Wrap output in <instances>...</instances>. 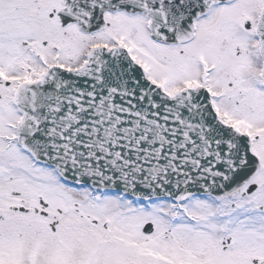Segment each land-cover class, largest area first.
I'll list each match as a JSON object with an SVG mask.
<instances>
[{
    "label": "rangeland",
    "instance_id": "374dc122",
    "mask_svg": "<svg viewBox=\"0 0 264 264\" xmlns=\"http://www.w3.org/2000/svg\"><path fill=\"white\" fill-rule=\"evenodd\" d=\"M59 1L52 0L53 5L45 3L42 7L46 1L41 0L37 23H32L26 17L24 23L20 20L24 27L31 25L35 31L39 30L40 34H36V38L33 36L38 45L35 54H39V57L24 54L28 53L29 48L22 45L27 37L23 32L21 39L18 38L19 43L12 38L15 43H12V47L8 46V53L3 55L5 60L9 59L10 65L0 70L7 80L14 77L19 79L17 82L10 81L7 91L1 89L4 99L9 101L11 113L9 128L5 127L0 134V174L22 177L30 185V192L50 197L52 202L55 201V214L59 220L55 232L48 225L51 219L39 217V220L32 222V230L19 232V237L16 231L12 236L6 235L9 238L0 237V264H252L254 258H264V139L255 146L256 155L262 158V167L254 180L258 185L254 194L246 197L240 194L221 200L196 198L183 206V212L177 208L179 205L168 201L140 204L130 200L120 201L116 194L107 193L100 198L92 196L89 189L68 188L52 170L36 164L32 156L19 148L16 142L8 144L4 140L5 137L14 136V122L20 119V113L12 101L22 80L32 82L39 79L51 65L53 52L60 54L61 62L65 65H77L81 57L78 62L70 63L69 60L78 58L88 45L97 41H107L110 45L117 41L125 46L151 77L166 81L159 83L170 95L183 87L199 84L192 82L197 79L199 69L212 63L216 69L208 87L213 93L216 111L226 123L238 130H247L252 137L260 135L264 127V83L258 77V53L248 47L251 43L256 45L250 31L242 30L244 38L240 40H226L227 61L223 64L220 61L219 64V58L226 53L216 47V36L206 40L207 26H204L202 33L205 39L200 41L202 37L199 35L188 47L193 48L190 49L192 60L171 63L169 60L173 54L151 40L146 28L149 19L145 15L116 13L107 15L109 29L105 28L101 34L93 37L78 34L85 39L75 52L73 45L76 43L72 45L68 41L70 28L61 29L56 21L52 25L49 18ZM248 2L249 9L248 5L245 6L247 0L229 7L226 21H241L243 13L248 10V20L252 23L264 7V0ZM220 10L211 16V24L219 22L216 14ZM23 12L24 9L20 16ZM38 23L40 26L36 25ZM224 28V37H227L232 33L233 26L224 25ZM50 35L60 40L57 41L60 46L52 41ZM48 38L53 42L51 48ZM71 52L75 54L72 56ZM15 56L17 60L13 62L12 57ZM68 191L78 193L79 197L75 199ZM95 222L98 224L95 225ZM148 222L154 225L151 235L142 232ZM105 225L108 228H104ZM225 229L227 231L222 232ZM228 240H232L233 248H244L242 256L231 250L225 252L224 245L228 244ZM258 245L262 246L259 252L253 251Z\"/></svg>",
    "mask_w": 264,
    "mask_h": 264
},
{
    "label": "water",
    "instance_id": "95a60500",
    "mask_svg": "<svg viewBox=\"0 0 264 264\" xmlns=\"http://www.w3.org/2000/svg\"><path fill=\"white\" fill-rule=\"evenodd\" d=\"M65 4L61 22L76 21L85 32L99 30L106 11H147L152 37L167 44L187 42L190 20L204 9L176 21L157 8L167 10L162 3L148 7L143 0ZM261 30L264 61V20ZM16 100L23 114L20 144L73 184L144 201L222 198L241 191L259 169L248 140L218 121L205 90L185 89L171 98L120 48L95 51L79 71L52 68Z\"/></svg>",
    "mask_w": 264,
    "mask_h": 264
},
{
    "label": "flooded vegetation",
    "instance_id": "af4514ba",
    "mask_svg": "<svg viewBox=\"0 0 264 264\" xmlns=\"http://www.w3.org/2000/svg\"><path fill=\"white\" fill-rule=\"evenodd\" d=\"M7 0H0L2 5H5ZM30 10L32 16L36 15L39 10L34 8ZM37 7V6H36ZM2 17L6 13V9H1ZM4 14V15H3ZM2 98V96H1ZM7 125V116H6V108L4 105L0 104V134L5 129ZM13 179H15L13 177ZM10 179L7 175H0V236L3 233H14L16 229H24L25 225H29L28 222L25 221L24 218H21L18 213H13L12 210L21 208L22 206L28 208L29 210H33L37 214H49L51 209H54V204L51 202V198L49 197L46 210H40L38 207V200L40 197H36L30 193L24 191H12L8 190V183ZM233 207V205H232ZM232 240H228V245H224L225 252L231 250L234 254L238 256H242L244 252V248H233ZM260 246L258 245L257 248L252 249L255 252H259ZM262 247V246H261ZM255 261V260H254Z\"/></svg>",
    "mask_w": 264,
    "mask_h": 264
},
{
    "label": "bare ground",
    "instance_id": "6f19581e",
    "mask_svg": "<svg viewBox=\"0 0 264 264\" xmlns=\"http://www.w3.org/2000/svg\"><path fill=\"white\" fill-rule=\"evenodd\" d=\"M69 194L72 195V197H74L75 199H77L79 197L78 193H74V192H70L68 191Z\"/></svg>",
    "mask_w": 264,
    "mask_h": 264
}]
</instances>
